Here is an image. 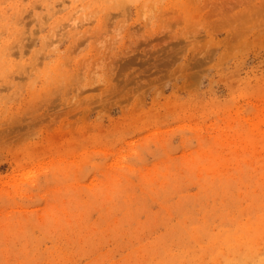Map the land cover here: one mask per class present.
<instances>
[{
  "label": "rangeland",
  "instance_id": "obj_1",
  "mask_svg": "<svg viewBox=\"0 0 264 264\" xmlns=\"http://www.w3.org/2000/svg\"><path fill=\"white\" fill-rule=\"evenodd\" d=\"M0 264H264V0H0Z\"/></svg>",
  "mask_w": 264,
  "mask_h": 264
}]
</instances>
